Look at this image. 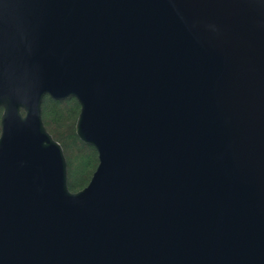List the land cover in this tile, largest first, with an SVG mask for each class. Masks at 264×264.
I'll use <instances>...</instances> for the list:
<instances>
[{
	"label": "water",
	"instance_id": "water-1",
	"mask_svg": "<svg viewBox=\"0 0 264 264\" xmlns=\"http://www.w3.org/2000/svg\"><path fill=\"white\" fill-rule=\"evenodd\" d=\"M0 107V264H264V0H0Z\"/></svg>",
	"mask_w": 264,
	"mask_h": 264
},
{
	"label": "trees",
	"instance_id": "trees-1",
	"mask_svg": "<svg viewBox=\"0 0 264 264\" xmlns=\"http://www.w3.org/2000/svg\"><path fill=\"white\" fill-rule=\"evenodd\" d=\"M80 104L74 96L55 99L46 94L41 103V116L47 130L60 142L67 161V182L70 190L87 184L97 165L96 148L83 142L75 132ZM2 108L0 107V114Z\"/></svg>",
	"mask_w": 264,
	"mask_h": 264
}]
</instances>
